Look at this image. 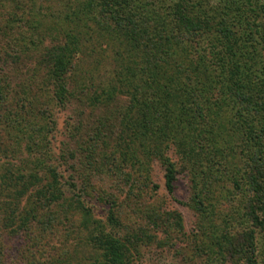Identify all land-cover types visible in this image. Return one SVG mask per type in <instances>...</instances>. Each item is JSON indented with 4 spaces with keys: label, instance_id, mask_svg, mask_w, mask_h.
Wrapping results in <instances>:
<instances>
[{
    "label": "trees",
    "instance_id": "trees-1",
    "mask_svg": "<svg viewBox=\"0 0 264 264\" xmlns=\"http://www.w3.org/2000/svg\"><path fill=\"white\" fill-rule=\"evenodd\" d=\"M137 2L140 0H89L79 13L82 17L77 20L85 22L86 30L93 29L87 23L100 30L96 43L85 38L86 32L74 19L71 27L60 30V40L46 55L53 96L62 108H66L74 91L84 97L88 106L99 110L114 103L124 105L114 141L109 142L107 137L102 139V146H97L100 149L94 152L98 153L97 165L105 167L106 163L113 161V168L120 170L124 178H130V189H134L138 181H148L152 165L159 162L165 172V188L168 194H174L177 166L169 157H163L160 149L161 140H169L166 139L169 133L176 141V150L182 154L187 170L197 171V176L202 173L209 192L215 191L213 184L226 181L230 176L234 191L241 192L245 203L241 201L238 210L227 213L231 220L225 226L221 223L213 225L208 207L213 206L215 198L207 196L205 199L207 191L205 195L196 194V206L203 219L211 221L209 225L204 224L203 232H208L206 234L211 238L209 250L215 260L219 264L248 261L250 258L245 249L248 242H252V246L255 243L256 229L264 231V145L259 143L256 133L243 134L238 140L232 138L225 115L236 105H227L226 99H217L214 94L219 86L223 97L239 104V114H256L264 110V101L261 104L254 99L255 93L262 89L256 81L257 75L255 79L249 77L253 69L249 55L244 52L246 46L229 23L233 16L228 13L216 14L212 17L214 23L209 26L208 22H190L194 17L190 15L189 3L179 6L182 11H178V6L173 9L169 6L166 19L172 18L175 23L167 25L158 21L153 11L142 8L140 3L137 8ZM103 21L107 26L109 21L114 23L115 34L125 45L122 55L117 53L116 58L115 55L112 59V55L105 56L102 49V43L107 41L106 35L114 33L111 28L102 26ZM2 30L0 28V36L5 39L6 33ZM204 34H214L215 43L211 44L214 51L206 50L197 55L194 45L185 40L193 42ZM10 44L0 42V53L7 52ZM178 48L185 52L184 55L174 54L173 50ZM85 51L95 59L85 69H77V62H81L83 56H89ZM42 64L39 63V67ZM6 65L10 67L8 63ZM107 66L110 67L108 71L105 70ZM12 83L13 80L10 88H13ZM5 84L1 85L0 81V165L9 166L10 175L6 173L0 179L10 180L12 186L21 188L18 203L24 197L23 222L28 225L35 218L31 216L32 212L38 213L39 208L49 209L51 203L62 199L68 192L62 193V198H53L52 194L60 192L62 186L57 178H53L50 169L45 171L46 178H43L44 173L40 175L45 166L34 159V140L31 131L26 130L32 128V122L26 119L32 111L26 110L20 101L13 104ZM15 86L16 89L19 87L16 80ZM124 98L128 99L126 105ZM209 108L214 117L206 114ZM44 129L40 126L42 134ZM46 138L43 137V142ZM165 147L171 149V146ZM113 168L111 170L118 173ZM76 187L73 185L71 202L77 205L81 218L85 219L82 220L83 229L93 228L92 233L97 232L93 239L96 250L107 259L106 264H124L126 245L122 238L115 239L104 228L100 231V224L92 227L93 211L85 205L88 194L84 199L77 196ZM233 194L231 190L227 192L228 200ZM13 215L9 213L4 221L13 223ZM109 215L111 224L116 219V212L111 210ZM229 223H232V229ZM243 224L250 227L243 228ZM58 234L60 232L56 229L54 236Z\"/></svg>",
    "mask_w": 264,
    "mask_h": 264
},
{
    "label": "rangeland",
    "instance_id": "rangeland-1",
    "mask_svg": "<svg viewBox=\"0 0 264 264\" xmlns=\"http://www.w3.org/2000/svg\"><path fill=\"white\" fill-rule=\"evenodd\" d=\"M88 1L0 0V28L6 33L5 39L0 36V42L11 43L7 52L0 53V59L6 61L0 60L1 85L6 82L13 104L20 101V105L32 111L26 118L32 122V128L26 130L31 131L29 133L34 140V159L45 166L40 175L44 173L43 178H46L45 171L50 169L53 178H57L62 186L60 192H54L57 196L52 194L53 198L57 199L68 192L62 199L51 203L49 209L39 208L38 213L32 212L31 216L35 218L27 225L23 222L24 197L18 203L21 188L12 186L10 180L0 179V264H106L107 259L102 258L94 246V234L97 232L92 233L93 228L83 229L82 220L85 219L81 218L77 205L71 202L73 185L77 186V196L84 199L88 194L85 205L93 211L92 227L100 224V231L106 229L115 239L122 238V243L126 245L123 250L124 264H219L209 250L211 238L206 234L208 232H203L204 224L209 225L211 221L203 219L197 210L195 197L197 193L205 195L207 191L205 199L207 196L209 199L215 198L213 206L208 207L213 225L221 223L225 226L231 220L227 213L238 210L241 201L245 203L241 192L238 194L234 191L230 176L226 177V181L213 184L215 191L209 192L208 186L204 185L205 176L202 173L197 176V171L187 170L182 154L176 150V141L169 133V137H166L169 140H161L160 149L161 155L169 157L177 166L174 194H168L165 188V172L159 162L152 165L148 181H138L135 188L130 189V178H124L120 170L113 168V161L106 163L105 167L97 165L98 153L94 152L100 149L97 146H102V139L106 140L107 137L109 142L114 141L124 105L114 103L99 110L88 106L84 97L76 94V91L66 108L56 103L46 55L50 47L60 40V30L71 27L73 19L79 22L77 19L82 17L79 13ZM139 3L142 8L153 11L158 21L167 25L175 23L172 18L166 19L169 6L172 9L178 6V11H182V5L187 3L191 17H194L190 22L196 24L203 21L210 26L214 23L212 17L221 12L232 15L233 20H229V23L246 46L244 52L246 56L249 55L252 64L253 73L249 72V77L251 75L255 79L257 75L256 81H259L262 89L255 93L254 99L259 103L264 101V0H140L137 8ZM79 23L86 32L85 38L89 41L93 39L96 43L100 30L88 23V27L93 29L86 30L85 22ZM102 26L114 30V33L106 35L107 41L102 43L105 56L112 55V59L117 53L122 55L125 45L115 34L114 23L109 21L107 26L103 21ZM200 36L193 42L185 41L194 45L197 55L206 50L213 53L211 44L215 43L214 34ZM173 51L178 55L185 53L179 48ZM85 53L88 55L89 51ZM92 59L95 58L91 54L83 56L76 68L85 69ZM41 62L43 64L39 67ZM109 66L105 68L106 71ZM24 79L29 80L20 85ZM12 80L13 88H10ZM15 80L19 83L17 89ZM214 94L217 99H226L227 105H236L225 115L232 138L238 140L243 134L256 133L257 140L264 145V110L256 114H239V104L223 97L219 86ZM124 100L126 105L128 99ZM206 114L214 117L210 108ZM40 126H44L43 134L46 136L42 134ZM43 137H47L44 142ZM165 146H171V149ZM4 165H0V177L6 173L10 175V167ZM230 190L235 197L228 200L227 192ZM30 199L33 201L32 197ZM111 199L115 201L111 202ZM233 199L234 203H231ZM111 210L116 212V219L110 224L108 217ZM9 213L13 215V223L4 221ZM74 223L79 225L75 226ZM231 224L228 226L232 229ZM242 227L249 228L250 225L243 224ZM56 229L60 235L54 236ZM207 231L210 233V230ZM245 249L250 259L239 264H264V231L256 229L255 243L252 246V242H248Z\"/></svg>",
    "mask_w": 264,
    "mask_h": 264
}]
</instances>
